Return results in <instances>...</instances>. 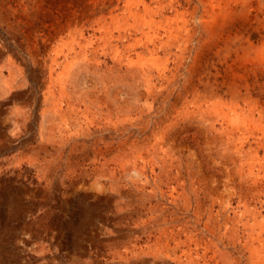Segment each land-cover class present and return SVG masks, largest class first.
Returning a JSON list of instances; mask_svg holds the SVG:
<instances>
[{
  "label": "rangeland",
  "instance_id": "rangeland-1",
  "mask_svg": "<svg viewBox=\"0 0 264 264\" xmlns=\"http://www.w3.org/2000/svg\"><path fill=\"white\" fill-rule=\"evenodd\" d=\"M263 45L264 0H0V264H264Z\"/></svg>",
  "mask_w": 264,
  "mask_h": 264
},
{
  "label": "bare ground",
  "instance_id": "bare-ground-1",
  "mask_svg": "<svg viewBox=\"0 0 264 264\" xmlns=\"http://www.w3.org/2000/svg\"><path fill=\"white\" fill-rule=\"evenodd\" d=\"M231 1V0H230ZM234 1V0H233ZM246 1H248V0H246ZM162 2V1H161ZM147 5V4H146ZM244 5V4H243ZM226 7H228V6H226ZM245 7V6H244ZM222 8V7H221ZM228 9V8H227ZM222 10V9H221ZM147 11H148V9H147ZM219 12V11H218ZM221 12V11H220ZM219 12V13H220ZM224 12H227V11H224ZM218 13V14H219ZM228 13V12H227ZM226 13V14H227ZM230 14V13H229ZM224 14H222V16H223ZM111 16V15H110ZM149 16V15H148ZM221 16V17H222ZM215 17H216V14H215ZM214 17V18H215ZM218 17V16H217ZM232 17V16H231ZM104 18V17H103ZM220 18V17H219ZM222 20H220V22L219 21H217V23H214V27H212L211 29H213V30H211L212 31V33L214 34L213 36H216V37H220L221 36V31H222V29L224 28V22L225 23H227L228 21H230L231 20V18H230V16L229 15H224L222 18H221ZM145 20V19H144ZM156 21H154V20H151V21H147V22H143V23H139L141 26H146V27H148L149 29H152L153 30V28H155V25H156ZM162 23V22H161ZM212 25V24H211ZM210 26V25H209ZM160 26L158 25V26H156V28L158 29ZM234 36V35H233ZM236 37H237V35H236ZM235 37V38H236ZM238 38V37H237ZM220 40V39H219ZM234 40V39H233ZM250 40V39H249ZM238 41V40H237ZM227 42V41H226ZM247 42V41H246ZM250 44V43H249ZM255 44V43H254ZM262 44V43H261ZM228 45V44H227ZM264 46V45H263ZM252 48H253V46H252ZM256 48V47H255ZM250 49H251V45H250ZM258 49H260V48H258ZM244 50H246V49H244ZM253 50V49H252ZM255 50H257V49H255ZM264 50V49H263ZM260 51V50H259ZM264 52V51H263ZM254 53V55H255V52H253ZM251 54V53H250ZM246 55H248V54H246ZM226 56H228V55H226ZM243 57V56H242ZM227 58V57H226ZM239 58V57H238ZM247 58V57H246ZM242 60H244V58L242 59ZM243 82H244V80H243ZM241 84V83H240ZM233 96V95H232ZM222 102V101H221ZM233 104V103H232ZM223 105V104H222ZM236 105H237V103H236ZM231 106V105H230ZM225 107V106H224ZM233 107V106H232ZM237 108V107H236ZM221 109V108H220ZM236 110H234V112H235ZM264 112V111H263ZM231 113V112H230ZM232 114V113H231ZM238 115V114H237ZM243 115V114H242ZM232 116V115H231ZM262 116V115H261ZM249 117V116H248ZM248 117H246V118H244V117H242V119L244 118V120L242 121V119H238V120H240V121H242L241 123H242V125L244 126V127H247V126H251L252 124H253V122H252V120L250 121V119L248 120ZM238 118V117H237ZM262 119H263V117H262ZM237 120V121H238ZM264 120V119H263ZM263 120H261L260 119V121H262L263 122ZM256 121V120H255ZM238 124L240 123V122H237ZM261 123V122H260ZM236 124V123H235ZM255 124V123H254ZM257 125V124H256ZM232 126H233V124H232ZM236 126V125H235ZM238 127L240 126V125H237ZM262 126V125H261ZM237 127V129H239ZM242 127V126H241ZM263 127V126H262ZM259 128H261V127H259ZM255 129V128H254ZM264 129V128H263ZM256 130V129H255ZM258 130V129H257ZM260 131V130H259ZM247 132V131H246ZM249 132V131H248ZM251 132V131H250ZM253 132V131H252ZM258 132V131H257ZM262 133H263V131H262ZM258 134V133H257ZM256 135V134H255ZM245 162V161H244ZM250 168V167H249ZM252 169V168H251ZM261 204V203H260ZM246 211V210H245ZM255 222V221H254ZM244 226V225H243ZM176 233V232H175ZM257 234H259V233H257ZM257 238V237H256ZM255 238V239H256ZM259 238V237H258ZM203 242V241H202ZM261 242V241H260ZM264 243V241H262V244ZM262 244H260V245H262ZM262 247H264V244H263V246ZM251 248V247H250ZM260 248V247H259ZM194 249V248H193ZM196 250V249H195ZM261 253V252H260ZM251 254V253H250ZM255 254V253H254ZM252 256V255H251ZM255 256V255H254ZM253 257V256H252Z\"/></svg>",
  "mask_w": 264,
  "mask_h": 264
},
{
  "label": "water",
  "instance_id": "water-1",
  "mask_svg": "<svg viewBox=\"0 0 264 264\" xmlns=\"http://www.w3.org/2000/svg\"><path fill=\"white\" fill-rule=\"evenodd\" d=\"M6 130H7V127L4 128V132H5ZM19 250H21V249H19ZM21 251H22V250H21Z\"/></svg>",
  "mask_w": 264,
  "mask_h": 264
}]
</instances>
